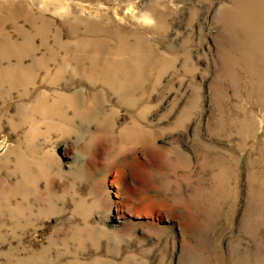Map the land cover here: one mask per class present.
Here are the masks:
<instances>
[{"label":"rangeland","instance_id":"1","mask_svg":"<svg viewBox=\"0 0 264 264\" xmlns=\"http://www.w3.org/2000/svg\"><path fill=\"white\" fill-rule=\"evenodd\" d=\"M0 264H264V0H0Z\"/></svg>","mask_w":264,"mask_h":264},{"label":"bare ground","instance_id":"2","mask_svg":"<svg viewBox=\"0 0 264 264\" xmlns=\"http://www.w3.org/2000/svg\"><path fill=\"white\" fill-rule=\"evenodd\" d=\"M247 27V26H246ZM263 42V41H262ZM255 44V43H254ZM234 47V46H233ZM253 47V46H252ZM246 55V54H245ZM135 56V55H134ZM103 60V59H102ZM107 62H103V63H100V65L101 66H98V64H97V62L96 61H94V60H91V62H92V64L90 65V68H93V69H91V72L94 74V73H102L103 75H102V77H101V79H100V81H101V83H105V85L107 86V87H109L110 85H112V86H114L113 88H111V89H113L112 90V94L114 93V92H116V91H120V94H115L116 96H118L119 97V99H118V97L116 98V99H118V101H120V103L121 102H127L126 100L128 99L127 97H129V96H131L130 95V93L131 92H133V90L135 89L134 88V86H132V85H125V84H123L122 83V81H121V83H120V79H122V77H123V80H124V75H123V73H125L126 72V70H128L129 69V67H128V69H125L123 66H122V64H124L123 63V60L122 59H120V58H117V59H115V60H112V61H108V60H106ZM126 62V61H125ZM119 63H122V64H120V67L119 68H122V69H116V68H118V64ZM127 63V62H126ZM93 64H94V66H96V67H94L93 66ZM122 66V67H121ZM129 66H131V65H129ZM132 68H133V66H132ZM132 68H131V70H132ZM85 69V68H84ZM133 69H135V68H133ZM131 70H129V71H131ZM100 71V72H99ZM121 72H123V73H121ZM126 74H127V76L125 77V80L124 81H127V80H131V82L132 81H137L138 82V80H135V78H136V75H139V74H137L136 73V75H134V73L133 72H126ZM125 74V75H126ZM100 76H101V74H100ZM112 77H114L115 78V80L116 79H118L119 80V85L117 86H115L114 85V82L112 83V82H110L109 80H111L112 81ZM109 78H111V79H109ZM138 79V78H137ZM140 80V79H139ZM116 84V83H115ZM117 84H118V82H117ZM130 84H132V83H130ZM137 85V84H136ZM115 87H116V89H115ZM138 89V88H137ZM136 93V91L133 93V94H135ZM48 99V98H47ZM43 99H41V101H42ZM40 101V103H38L37 104V106H36V103H35V108H36V110H38V111H46L44 108L45 107H47V106H51V107H47V110H53V109H55L57 106H59L58 105V103L57 102H55L54 101V103H51L50 101H48L46 104L44 103L43 105H42V102ZM43 101H46V100H43ZM77 104V103H76ZM33 107V106H32ZM89 107V106H88ZM123 107V106H122ZM136 108V107H135ZM69 110V109H68ZM84 110H86V109H84ZM37 111V112H38ZM88 111V110H87ZM69 112L73 115L72 117H68L67 118V121L68 122H70V121H72L74 118H82V117H85V115L87 116V113H85L84 111H82L81 109H79L77 106L76 107H72V110H69ZM90 114V113H89ZM135 117V116H134ZM104 121V120H103ZM136 127L133 125L132 127H131V129H130V132L129 133H131V130H134ZM164 151V150H163ZM118 153V152H117ZM164 153V152H163ZM121 154V153H120ZM116 158V157H115ZM117 159V158H116ZM116 159L114 160V162L111 164V165H108V168L106 169V173H109V174H111L113 171L119 176L120 175V169H118L117 167H119V165H121V167H122V165L124 164V159H119V160H117L116 161ZM126 162V161H125ZM110 166V167H109ZM118 172V173H117ZM119 181V180H118ZM119 185H121V182L119 183ZM118 196L119 197H122L123 196V193H121V192H118ZM146 202V201H145ZM144 202V203H145ZM148 203V202H147ZM147 203H146V205H147ZM152 204H153V202H151ZM169 201H167V200H164V199H160V200H158V201H154V204L152 205V207H151V209L150 210H152V208L155 206V208L157 209V211H161V210H163V209H165V210H167L168 211V209H169ZM137 204V203H136ZM142 204V203H141ZM136 206V205H135ZM143 206V205H142ZM150 206V205H149ZM171 206V205H170ZM141 207V206H140ZM148 210H149V208H148V206L146 207ZM171 208V207H170ZM143 209H145V208H143ZM156 211V212H157ZM166 211V212H167ZM164 212V211H163ZM147 213V212H146ZM149 213V212H148ZM165 213V212H164ZM171 213V209H170V211H169V214ZM172 214V213H171ZM150 215H151V213H150ZM165 216H166V214H165ZM170 216V215H169ZM154 217V216H153ZM167 218V217H166ZM170 218V217H169Z\"/></svg>","mask_w":264,"mask_h":264}]
</instances>
